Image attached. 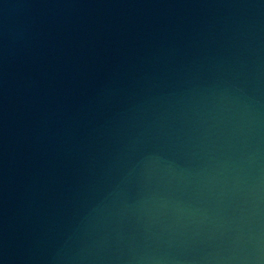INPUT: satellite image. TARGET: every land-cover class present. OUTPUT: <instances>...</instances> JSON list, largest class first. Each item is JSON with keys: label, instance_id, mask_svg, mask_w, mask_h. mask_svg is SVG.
I'll use <instances>...</instances> for the list:
<instances>
[{"label": "water", "instance_id": "95a60500", "mask_svg": "<svg viewBox=\"0 0 264 264\" xmlns=\"http://www.w3.org/2000/svg\"><path fill=\"white\" fill-rule=\"evenodd\" d=\"M0 264H264V0H0Z\"/></svg>", "mask_w": 264, "mask_h": 264}]
</instances>
